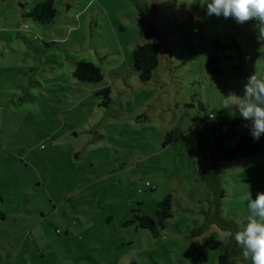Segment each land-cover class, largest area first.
<instances>
[{
	"label": "rangeland",
	"instance_id": "374dc122",
	"mask_svg": "<svg viewBox=\"0 0 264 264\" xmlns=\"http://www.w3.org/2000/svg\"><path fill=\"white\" fill-rule=\"evenodd\" d=\"M38 1L0 0V264H240L230 245L241 197L264 192V147L228 159L235 137H220L251 128L224 97L264 78L256 22L203 0H54L44 24L24 14ZM148 31L159 64L141 83L131 52ZM79 60L102 68L109 103L72 76ZM166 195L158 236L124 224Z\"/></svg>",
	"mask_w": 264,
	"mask_h": 264
},
{
	"label": "trees",
	"instance_id": "16d2710c",
	"mask_svg": "<svg viewBox=\"0 0 264 264\" xmlns=\"http://www.w3.org/2000/svg\"><path fill=\"white\" fill-rule=\"evenodd\" d=\"M56 13L57 10L54 8V0H41L34 3L31 9L24 14L35 21L45 24L52 22ZM146 35L148 39L136 42L131 52L132 68L135 70L137 78L141 83H148L152 79L153 73L159 64L160 37L155 31H148ZM231 41L232 43L227 45L239 48L235 40ZM220 47H224V45L221 44ZM219 61V56H210L206 62L207 71L209 73L221 74L223 69ZM72 76L78 80L77 82H93L99 87L95 91V94L105 97V100L102 101L103 103L110 102L111 85L104 82V72L98 64L90 60L76 61L74 62ZM223 133L220 137L221 142L232 140L235 137L234 142L224 150V155L228 159H234L238 156H250L260 152L264 147L261 137L259 140H255L252 137L251 128L240 134L237 132L234 133L227 128ZM131 212L132 215L124 222L125 225L133 224L136 228L148 229L153 236H158L160 230L165 227L166 221L173 215L171 196L166 195L157 202L154 216L143 214L139 209H132ZM0 216L3 219L6 217L3 213H0ZM230 246L235 247L234 253L237 257L236 260H240V264H250L248 260L243 258L242 251L235 241ZM235 264L239 263L236 261Z\"/></svg>",
	"mask_w": 264,
	"mask_h": 264
},
{
	"label": "clouds",
	"instance_id": "9594fccd",
	"mask_svg": "<svg viewBox=\"0 0 264 264\" xmlns=\"http://www.w3.org/2000/svg\"><path fill=\"white\" fill-rule=\"evenodd\" d=\"M207 14L233 19L237 24L255 21L259 36L264 37V0H203ZM225 108L238 111L251 121V135L259 140L264 135V78L251 75L243 85L242 95L229 92L224 97ZM246 201V223L234 235L242 256L250 264H264V192H257L253 199L248 191L241 197Z\"/></svg>",
	"mask_w": 264,
	"mask_h": 264
},
{
	"label": "built area",
	"instance_id": "2783aa9c",
	"mask_svg": "<svg viewBox=\"0 0 264 264\" xmlns=\"http://www.w3.org/2000/svg\"><path fill=\"white\" fill-rule=\"evenodd\" d=\"M226 129V126L222 125V130L225 131ZM147 184H149V182H147Z\"/></svg>",
	"mask_w": 264,
	"mask_h": 264
},
{
	"label": "crops",
	"instance_id": "0c3cea01",
	"mask_svg": "<svg viewBox=\"0 0 264 264\" xmlns=\"http://www.w3.org/2000/svg\"><path fill=\"white\" fill-rule=\"evenodd\" d=\"M73 71V70H72Z\"/></svg>",
	"mask_w": 264,
	"mask_h": 264
}]
</instances>
